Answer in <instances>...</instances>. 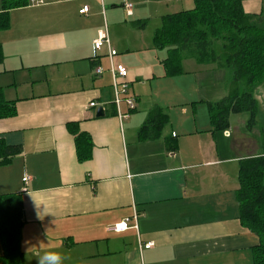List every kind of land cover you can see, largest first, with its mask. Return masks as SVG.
Segmentation results:
<instances>
[{"label":"crops","instance_id":"0c3cea01","mask_svg":"<svg viewBox=\"0 0 264 264\" xmlns=\"http://www.w3.org/2000/svg\"><path fill=\"white\" fill-rule=\"evenodd\" d=\"M8 1L0 0L9 15L0 88L16 114L0 119V139L21 150L0 164V196L22 198L25 264L46 253L62 264H254L260 240L241 223L237 192L241 161L261 145L231 126L213 130L201 75L207 82L224 68L185 58L183 73L168 76L154 45L163 19L195 0H27L7 9ZM241 1L247 14L264 9V0ZM101 30L128 70L124 119L108 48L94 51ZM80 133L92 142L82 162ZM135 214L128 229L109 230Z\"/></svg>","mask_w":264,"mask_h":264},{"label":"trees","instance_id":"16d2710c","mask_svg":"<svg viewBox=\"0 0 264 264\" xmlns=\"http://www.w3.org/2000/svg\"><path fill=\"white\" fill-rule=\"evenodd\" d=\"M27 5V0H9L7 9ZM9 27L8 12L0 13V30ZM156 49L166 50L164 66L168 76L183 73L185 58L201 64H216L232 74L229 95L209 104L214 131L230 129V117L249 114L248 127L260 129L261 154L244 158L240 166L241 187L237 192L242 225L257 234L254 264H264V123L255 93L264 84V9L260 14L245 13L241 0H195L191 10L163 19L154 35ZM3 54L0 47V63ZM16 114L15 104L4 99L0 88V119ZM79 161L91 157L92 142L80 133L75 139ZM20 147L5 145L0 139V164L19 153ZM23 201L18 195L0 196V237L4 253L0 264H25L21 250Z\"/></svg>","mask_w":264,"mask_h":264},{"label":"rangeland","instance_id":"374dc122","mask_svg":"<svg viewBox=\"0 0 264 264\" xmlns=\"http://www.w3.org/2000/svg\"><path fill=\"white\" fill-rule=\"evenodd\" d=\"M194 6H192L193 8ZM191 8V9H192ZM162 55L164 57H167L168 54L166 50H162ZM185 64V63H184ZM184 69L187 70L188 68L186 65H184ZM212 80L205 81V77H202L201 75V86L204 89V97L205 101H209L212 103H215L225 97L228 93L229 89V83L231 79V72L228 69H217L216 72L210 73ZM199 78V77H198ZM200 79V78H199ZM170 82L176 83L175 80H172ZM159 83L155 84V88H153L156 92H162L161 86L158 87ZM148 90H150V87H148ZM208 90V92L206 91ZM208 96V97H207ZM207 97V98H206ZM255 98L259 102V108L261 111V115L258 118V124L264 123V84L260 85L258 90L255 93ZM206 103V102H205ZM207 104V103H206ZM248 121H249V114H238V115H232L230 117L231 127L234 130L238 131V135L241 137L248 136L255 140L256 142L260 143V129L258 125H255L252 128L248 127ZM237 135V133H236ZM244 141V140H243ZM253 142V141H252ZM259 153H261V147L259 146ZM252 153H256V149L252 150ZM246 152L242 150V155H245Z\"/></svg>","mask_w":264,"mask_h":264},{"label":"built area","instance_id":"2783aa9c","mask_svg":"<svg viewBox=\"0 0 264 264\" xmlns=\"http://www.w3.org/2000/svg\"><path fill=\"white\" fill-rule=\"evenodd\" d=\"M126 7H127V9H131L132 6H131V4H127ZM87 11H88V7H84L83 10H81L80 12L84 13ZM105 46L108 48V56L110 58V63H111L110 71H111L112 78H113L114 104L117 107V112H118L120 118L124 119V118H127L128 115L121 113L120 104L122 102L121 95L127 94L128 90H129L128 83H126L124 81V79L128 75V70L118 61L117 51L115 49L111 48L108 31L107 30H101V31H99L97 38L93 42L94 51L96 53H98ZM102 73H103L102 68L98 67L96 70V74L101 75ZM124 101L127 103L130 110L135 109V100L133 98L126 97L124 99ZM97 106H98V104L96 102H92L90 104V107H97ZM227 134L229 135L228 132H227ZM28 180H29V178L25 177L23 181L27 182ZM136 220H137V215L135 214L134 217H132L131 219H126L123 222L112 226L111 228H109V230L114 231V232H122V231L128 229L129 223L131 221H136ZM151 247H153L152 243H148L145 245V248H147V249H149Z\"/></svg>","mask_w":264,"mask_h":264},{"label":"clouds","instance_id":"9594fccd","mask_svg":"<svg viewBox=\"0 0 264 264\" xmlns=\"http://www.w3.org/2000/svg\"><path fill=\"white\" fill-rule=\"evenodd\" d=\"M62 259L59 254L46 253L44 256L39 258V264H62Z\"/></svg>","mask_w":264,"mask_h":264},{"label":"water","instance_id":"95a60500","mask_svg":"<svg viewBox=\"0 0 264 264\" xmlns=\"http://www.w3.org/2000/svg\"><path fill=\"white\" fill-rule=\"evenodd\" d=\"M105 114H104V110L103 108H99L98 112H97V117H103Z\"/></svg>","mask_w":264,"mask_h":264}]
</instances>
